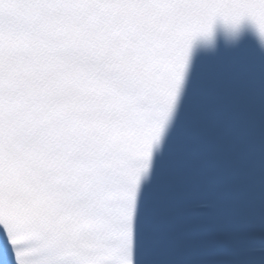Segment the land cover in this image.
Here are the masks:
<instances>
[{
    "label": "snow or ice",
    "instance_id": "obj_1",
    "mask_svg": "<svg viewBox=\"0 0 264 264\" xmlns=\"http://www.w3.org/2000/svg\"><path fill=\"white\" fill-rule=\"evenodd\" d=\"M257 36L264 0H0V264H264Z\"/></svg>",
    "mask_w": 264,
    "mask_h": 264
},
{
    "label": "clouds",
    "instance_id": "obj_2",
    "mask_svg": "<svg viewBox=\"0 0 264 264\" xmlns=\"http://www.w3.org/2000/svg\"><path fill=\"white\" fill-rule=\"evenodd\" d=\"M230 42H234V40ZM257 43L259 46L264 47V38L257 36Z\"/></svg>",
    "mask_w": 264,
    "mask_h": 264
}]
</instances>
